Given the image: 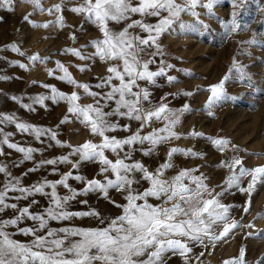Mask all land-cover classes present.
<instances>
[{
    "label": "rangeland",
    "instance_id": "obj_1",
    "mask_svg": "<svg viewBox=\"0 0 264 264\" xmlns=\"http://www.w3.org/2000/svg\"><path fill=\"white\" fill-rule=\"evenodd\" d=\"M40 6L52 9L61 4L60 13L49 14L48 11H36L35 5L30 0H13L12 10L0 8V76L7 77L0 80V114L14 116L18 122H24L40 129L55 132L56 139L43 136L39 140L32 134L19 131L14 124H2L3 134L11 133L10 142L21 147L35 149L33 160H23V154L7 145L0 146L5 155H0V165L8 168L12 177L18 178L20 185L31 187L45 180L55 182L65 174L83 176L85 180L103 179L100 173L99 162L81 161L78 168H73L77 157L70 155L76 147L87 141L99 144L102 137L93 135L90 128H86L68 112V103L64 100L53 102L45 100L43 105L34 104L33 100L38 96L52 95V87L66 95L77 92L79 100L75 103L81 107L94 104L92 96L86 94L83 88H78L58 77L64 73L57 67V62L67 68L68 74L77 84L90 85V91H100L95 85L101 79L106 78L109 66L123 68L122 61L109 60H82L65 53V49H80L85 55L94 51L93 48H85L93 40L103 39L98 28L85 22L83 15L76 14L70 9L79 6L83 0H38ZM138 2V0H134ZM183 4L184 0H177ZM200 13L199 18L190 13H181L174 24L157 37V43L149 52H155L150 56L148 52L141 53L140 59H153L149 65L150 71L164 69L163 76L155 77V82L138 81V88L134 91L146 89L149 100L144 102L142 111L155 109L166 103L173 111L182 110L188 105V111L180 116L179 123L173 127V131L180 137L170 139L168 142L158 145L152 155L145 156L144 151L150 147L147 143L135 144L125 148V152L131 151L130 162H140L149 171L154 172L167 159V153L173 147L201 154L197 156L181 155L172 156L174 168L165 172V177L170 178L182 169H196L193 175L202 176L208 191L213 195L224 192L220 201L229 206L227 215L240 227L233 229L227 236L219 240H205V244L191 245L189 254L191 264H224L225 261L239 258L241 249L245 256L243 264H260L264 260V186L251 197L246 205V194L235 189L224 191V182L229 175L227 168L219 167L221 161L231 160L233 156L243 160L246 168L252 169L264 166V0H245V4L238 9L237 22L241 28L235 32H229L224 24L230 23L233 11L231 0H219L213 7V13L208 14L203 8L196 9ZM29 16L30 22L24 17ZM62 16V26L58 23L49 24V27L35 28L32 23L44 24L56 21ZM161 17H146L145 22L156 24ZM132 19H141L139 14H134ZM198 19L203 24L198 23ZM130 21H122L120 24L110 22L112 31H120ZM191 25L193 28H181L180 25ZM134 35L147 36V33L139 29L130 30ZM75 37V39H73ZM252 41V43H249ZM13 48H18L19 52ZM23 53L24 55H20ZM30 56H39L36 61L29 60ZM234 62L241 67L244 73L242 79L240 73L230 72ZM24 64V68L18 65ZM168 65H172L171 68ZM86 67L87 71H80ZM52 73L51 75L49 73ZM229 76L225 82L224 90L227 97L216 104L209 106V88L219 83L223 77ZM168 76L175 77L169 82ZM119 84L118 80H113ZM46 85L48 87H46ZM103 91H108L107 88ZM191 92L192 95H184ZM13 97L17 99L14 100ZM31 105L34 111H29L22 105ZM112 107H115L113 104ZM110 110V109H106ZM209 112L212 114L209 115ZM68 117L66 123H61ZM121 126H129V131L117 130L108 133L117 138H125L136 132L139 121L129 120L126 117H112ZM164 120H155L150 126L141 130V135H147L154 129L164 127ZM193 133H201L195 136ZM3 134H0L2 137ZM225 139L229 141L228 148L221 152L211 141ZM57 140L60 141L57 144ZM235 146V149L232 146ZM70 146V147H69ZM105 155L113 162L118 158L116 153L106 151ZM124 152L120 153L122 157ZM63 156L69 157V163L56 165H44L37 167L41 160H58ZM36 168L35 171H29ZM53 168L56 171H53ZM139 178V174H137ZM246 178L245 185L247 180ZM8 177L0 173V187L6 183ZM68 183L74 189L83 187L80 181L69 179ZM138 191L149 187L148 181H140L134 185ZM50 192V189H45ZM60 195L67 190L57 186ZM8 202L17 203L18 207L27 206L32 200L30 211L43 213L49 206L50 200L46 195L36 194L28 199L13 200L11 197L19 196V192L10 193ZM110 200L104 199L98 193H89L87 196H79L71 202L70 211L85 212L95 210L101 214L105 223L94 216L76 217L71 221H49V227L53 229L61 227H78L82 229H95L106 227L108 221L119 216L122 209L116 204H124L123 194L115 190L109 191ZM209 198V197H205ZM87 200V204L80 203ZM149 203L160 204L161 201L149 198ZM249 207L248 212L243 208ZM15 215V210L9 208L0 212V220H6ZM34 226V222L25 219L18 226H10L6 231L12 234V238L22 243H28L33 238L25 236L18 229ZM219 231V230H218ZM203 253L201 256L200 254ZM167 264H186V259L178 253L167 256Z\"/></svg>",
    "mask_w": 264,
    "mask_h": 264
},
{
    "label": "snow or ice",
    "instance_id": "obj_2",
    "mask_svg": "<svg viewBox=\"0 0 264 264\" xmlns=\"http://www.w3.org/2000/svg\"><path fill=\"white\" fill-rule=\"evenodd\" d=\"M35 5L36 11H48L49 14L60 13L62 5L57 4L52 9L45 10L38 0H30ZM219 0H184L178 3L177 0H83L79 6L72 7L70 11L83 15L86 23L95 25L102 34L103 39L91 41L85 48H93L90 54L85 55L80 49H65V53L79 57L82 60L122 61L123 68L120 70L116 66H109V75L100 80L95 85L100 91H90V85L77 84L68 74L64 65L57 62V67L64 73L58 77L66 80L78 88H83L84 92L92 96L94 104L81 107L75 102L79 100L77 92L66 95L52 87V95L38 96L33 100L34 104L43 105L45 100L59 102L64 100L68 103V112L86 128H90L93 135L102 137L99 144L87 141L76 147L70 155L78 159L73 164V168H78L81 161L99 162L100 173L104 176L101 179L85 180L83 176L73 175L72 172L65 174L60 180L55 182L43 181L31 187L20 185L18 178L12 177L8 168L0 165V173H3L8 180L0 187V212L6 209L15 210V215L6 220H0V264H167L169 254L185 257L186 264H191L189 254L192 252L191 245L205 244V240H219L227 236L233 229L240 227L237 222L232 221L227 215L229 206L220 201V196L224 192L213 195L208 191L202 176L193 175L196 169H182L176 175L166 178L165 172L174 168L172 156L174 154L197 156L201 154L188 149L187 151L173 147L167 153L168 159L161 164L154 172L149 171L140 162L131 161V151L125 152L128 146L147 143L150 147L144 151L145 156L152 155L156 146L168 142L170 139L180 137L173 131V127L179 123L183 112L188 111V105H184L182 110L173 111L166 103L155 109L142 111L144 102L149 100V93L146 89L134 91L138 88V81L155 82V77L163 76L164 69L150 71L149 65L153 59L141 60L140 54L148 52L150 56H155V52H149L157 43V37L170 28L177 21L181 13H190L199 18L200 13L196 11L198 7L203 8L208 14L213 13L214 5ZM245 4V0H231L232 19L230 23H225L224 27L229 32H235L241 28L237 22L238 9ZM13 0H0V8L12 10ZM134 14H139L141 19H132ZM146 17H161L158 23L150 24L145 22ZM26 22H30V17H24ZM63 17L56 21L44 24L32 23L35 28L49 27V24L58 23L62 26ZM122 21H130L120 31H112L109 28L110 22L120 24ZM198 23L203 21L198 19ZM181 28H193L191 25H180ZM207 28L208 25L203 24ZM131 29H139L147 33V36L133 34ZM75 39V37H73ZM252 43V41H249ZM19 52L18 48H13ZM20 55H24L20 53ZM29 60L36 61L39 56H30ZM24 68V64L18 65ZM169 68L172 65H168ZM80 71H87L82 67ZM230 72L236 71L244 78L241 67L234 62ZM52 74L51 72L49 73ZM7 77L0 76V80ZM229 79L226 75L219 83L211 85L208 105H214L223 99H230L225 94V82ZM113 80H118L119 84H114ZM169 82L175 77L168 76ZM46 87H48L46 85ZM107 88L108 91H103ZM184 95H192L191 92ZM16 100V97H13ZM115 107H112V105ZM23 107L29 111H34L31 105L24 104ZM110 109V110H106ZM212 113L209 112V115ZM112 117H126L129 120L139 121V128L130 136L117 138L108 133L117 130L129 131V126H121ZM65 117L61 123H66ZM155 120H164V127L154 129L147 135H141V130L150 126ZM14 124L21 132H27L40 139L49 136L55 140V132L47 129H40L24 122H18L14 116L0 114V125ZM3 134V128H0ZM11 133L3 134L0 137V146L7 145V148L14 149L23 154V160H33L35 149L21 147L10 142ZM195 136L201 133H193ZM60 143L59 140L56 141ZM221 152H224L229 141L225 139H215L211 141ZM70 147V146H69ZM235 149V146H232ZM106 151L117 154V159L113 162L105 155ZM124 152L121 157L120 153ZM0 155H5L0 147ZM69 157L63 156L58 160H41L37 167L44 165H56L59 163H69ZM219 167L227 168L229 175L224 182V191L235 189L246 194V205L250 203L251 197L264 186V166H257L249 169L244 166V162L239 157L233 156L231 160L225 159L220 162ZM36 168L29 171H35ZM53 171H56L53 168ZM139 174V178H137ZM246 178L247 180L245 185ZM69 179H75L83 185L80 189H74L68 183ZM140 181H148L149 187L143 191H138L134 185ZM67 190V193L60 195L57 186ZM45 189H50L46 192ZM115 190L123 194L126 201L124 204H116L122 209L119 216L108 221L106 227L95 229H82L78 227H61L53 229L49 227V221H71L76 217L94 216L101 224L104 218L95 210L85 212L70 211L71 202L79 196H87L89 193H98L106 200H110L109 191ZM19 192V196L11 197L13 200L28 199L36 194L49 197L50 206L43 213L30 211L32 200L27 206L20 208L15 202H8L10 193ZM209 198H205V197ZM161 201L160 204L149 203V198ZM80 203L87 204V200ZM244 212L249 211V207L243 208ZM25 219L34 222V226L19 228L18 230L25 236L33 239L28 243H22L12 238V234L6 229L10 226H18ZM219 230V231H218ZM201 256L203 253L200 254ZM244 250L241 249L239 258L225 261L224 264H243ZM264 264V260L260 261Z\"/></svg>",
    "mask_w": 264,
    "mask_h": 264
}]
</instances>
